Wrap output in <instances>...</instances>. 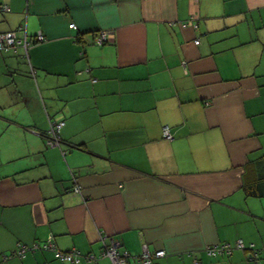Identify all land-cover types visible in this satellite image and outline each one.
Masks as SVG:
<instances>
[{"label":"crops","instance_id":"crops-1","mask_svg":"<svg viewBox=\"0 0 264 264\" xmlns=\"http://www.w3.org/2000/svg\"><path fill=\"white\" fill-rule=\"evenodd\" d=\"M19 26L44 39L0 49V264H264V0H0ZM49 236L79 261L3 258Z\"/></svg>","mask_w":264,"mask_h":264},{"label":"built area","instance_id":"built-area-1","mask_svg":"<svg viewBox=\"0 0 264 264\" xmlns=\"http://www.w3.org/2000/svg\"><path fill=\"white\" fill-rule=\"evenodd\" d=\"M69 27H75L73 23L69 24ZM113 37V31L107 29H99L95 31L92 37V42L96 44H103L107 42L110 38ZM44 36L41 31L37 32L33 36V38H29L26 34V30L19 26L15 30H10L6 32L0 33V49L4 50H13L16 51L17 49H23L26 53L27 48L31 45V43L35 41H42ZM198 40L196 39L194 43H197ZM62 125V122H55L52 123L49 129V136L47 138L46 143L48 145L58 144L59 142V129ZM162 135L165 138L171 139L173 136L170 132L168 125H163L162 128ZM78 186L74 187V191H78ZM237 246H242V244L238 241L236 242ZM48 249L54 252V255L62 261L65 262H73L77 263L79 261L80 253L76 249L71 250H59L56 248L55 244L52 241V238L49 236L45 239L42 243H33L30 246H26L24 244H18L17 248L12 251L9 255L3 254V258H7L9 256H23L27 250H35V249ZM231 247L227 244L225 245H214L208 248V254H217V253H230ZM103 256H106L111 264H129L128 256L129 254L126 251H121L118 242H111L108 244H103L102 252ZM164 255V250H156L154 252H149L146 249H143L142 252L135 256V263L134 264H148L152 261L154 257H160ZM88 260L93 259L92 255L87 256ZM198 264V262H196Z\"/></svg>","mask_w":264,"mask_h":264}]
</instances>
